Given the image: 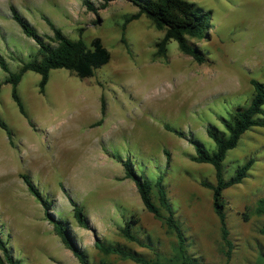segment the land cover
I'll return each mask as SVG.
<instances>
[{
  "label": "rangeland",
  "instance_id": "rangeland-1",
  "mask_svg": "<svg viewBox=\"0 0 264 264\" xmlns=\"http://www.w3.org/2000/svg\"><path fill=\"white\" fill-rule=\"evenodd\" d=\"M187 2L209 13L207 36L187 38L204 55L202 63L182 54L174 41L155 56L164 31L143 15L124 25L137 12L124 0H0V57L11 73L39 60L37 46L13 22L11 9L45 43L53 44L43 18L86 47L98 39L109 53L108 62L86 79L63 69L49 71L42 94L39 76L25 72L16 87L24 116L0 69V121L12 142L0 129V241L19 264H78L45 214L66 226L90 264H135L101 253L95 242L173 264L175 239L144 210L134 183L124 178L126 160L152 183L161 177L187 255L200 264H224L211 191L200 184H214L213 169L191 160L194 148L186 139L212 152L205 127L222 130V122L248 104L249 80L264 82V0ZM262 111L264 118V105ZM247 160L252 162L246 177L222 192L233 246L226 264H264L262 218L253 213L264 199V127L245 131L227 151L223 178ZM22 175L47 210L27 191ZM72 205L81 208L84 228L73 219ZM129 219L144 247L120 236Z\"/></svg>",
  "mask_w": 264,
  "mask_h": 264
},
{
  "label": "trees",
  "instance_id": "trees-1",
  "mask_svg": "<svg viewBox=\"0 0 264 264\" xmlns=\"http://www.w3.org/2000/svg\"><path fill=\"white\" fill-rule=\"evenodd\" d=\"M110 0H104L108 2ZM136 8L137 12L124 20V25L131 20L137 19L140 15L147 18L157 30H163L162 38L156 42V55H164L165 44L168 41H174L178 50L187 56H190L195 62L202 63L204 55L193 44L187 41V38L200 39L207 36L209 30V13L197 12L187 0H124ZM87 8L90 7L87 5ZM11 19L19 27L21 32L27 38H30L37 46L36 58L22 63L15 73L9 72L6 63L0 57V69L6 74L4 83L10 86V96L17 106L20 115L24 116L22 104L17 95L16 87L25 72H32L39 76L37 83L38 92H44L48 79V73L51 70L63 69L72 73L78 79H86L93 75V72L99 67L105 65L109 60L108 51L101 45L98 39H93L90 46L86 47L80 40H70L66 38L50 21L43 18L45 24L52 33V43L48 44L41 40L35 30L29 26L26 21L19 17L11 9ZM123 44L124 42L121 41ZM125 45V44H124ZM126 47V45H125ZM127 49V48H126ZM252 93L248 104L244 108H238L234 114L226 121L222 122V130L215 126L207 125L205 135L214 144V150L208 152L204 147L197 144L193 139L187 138V142L193 145L194 157L191 160L197 164H208L213 169L214 184L201 182V186L211 191V207L218 223L219 243L224 264L231 257L233 246L228 238V230L225 224L224 206L222 192L241 182L246 177L247 171L251 165V160L245 161L241 166L236 168L234 173L227 179L222 176L221 163L225 158L227 151L235 148L240 136L252 127H264V118L262 107L264 105V82L260 83L255 80H249ZM0 129L4 130L9 140L10 132L0 121ZM164 129L170 130L164 126ZM172 131V130H171ZM174 132V131H173ZM178 136L180 133L174 132ZM166 155V162L168 155ZM112 158L118 159L111 155ZM124 178L134 183L137 195L144 210L151 214L155 219L162 222L165 229L170 232L174 239L175 257L173 264H200L192 257H189L185 249V239L180 225L174 218L173 212L168 204L165 191L162 186L161 177H158L153 183L147 180L143 175L136 174L131 169L128 160L122 163ZM27 191L34 199L47 210L48 204L43 199L36 188L31 184L27 176L22 175ZM153 189L155 193L153 194ZM152 196L155 201H153ZM254 215L261 217L259 233L264 237V199L258 200L254 209ZM46 219L52 224L54 232L58 235L61 242L71 252L78 264H90L82 252L72 241L66 226L59 220L51 218L45 214ZM72 217L80 227H85V219L80 207L72 205ZM135 220L124 222L119 228L120 236L139 247H144L130 230V224ZM94 247L103 254H114L124 260H130L135 264H160L157 260L151 261L137 256L135 253L120 248L119 246H109L101 242H95ZM1 258L0 264H19L13 260L0 241Z\"/></svg>",
  "mask_w": 264,
  "mask_h": 264
}]
</instances>
